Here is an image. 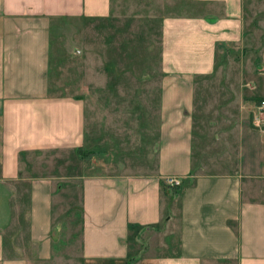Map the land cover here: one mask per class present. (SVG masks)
Wrapping results in <instances>:
<instances>
[{"label":"crops","instance_id":"crops-1","mask_svg":"<svg viewBox=\"0 0 264 264\" xmlns=\"http://www.w3.org/2000/svg\"><path fill=\"white\" fill-rule=\"evenodd\" d=\"M257 1L0 0V264H264V128L242 125L212 153L194 124L201 80L242 49ZM57 18L95 21L102 90L126 69L135 92L149 83L132 146L90 136L82 94L56 92ZM127 156L141 172H121ZM174 213L176 250L168 235L167 252L140 254L130 225Z\"/></svg>","mask_w":264,"mask_h":264},{"label":"rangeland","instance_id":"rangeland-1","mask_svg":"<svg viewBox=\"0 0 264 264\" xmlns=\"http://www.w3.org/2000/svg\"><path fill=\"white\" fill-rule=\"evenodd\" d=\"M257 3L261 12L249 20L247 32L243 35L242 49L229 52L224 61L217 65L214 73L200 82V108L196 109L194 124L196 130L203 135L202 147L209 148L212 153L223 149L224 142L235 139L242 125L257 127L252 120L253 106L257 101L251 93H260L264 89V9L261 8L264 2ZM94 23L95 21L84 19H55L51 43L54 73L51 78L55 81L56 92L82 94L86 130L90 136L100 134L105 141L117 140L126 149L136 143L138 138L133 108L139 109L140 106L147 105L154 107V99L147 97L149 92L143 90L149 87V83H135L138 92L127 87L131 85L127 81L130 74L126 68L127 64H131L127 63L128 60L124 64L126 70L120 75L123 80L118 82L117 88L112 91L102 90L103 85L101 81H97V75L103 69L101 61L104 57L103 49L101 51L100 44L98 46ZM151 38L154 36L151 35ZM143 40L149 41L150 37L145 34ZM77 48H82L83 52L79 54L75 50ZM138 64L141 66H134V69L142 72L143 59ZM253 85L255 89L251 91ZM66 154L58 151L53 155L61 157ZM44 158L47 160V156ZM132 159L134 158L129 156L125 158L121 172L142 171L139 164H131ZM74 193L78 206V189ZM168 200L171 207H176L175 196ZM62 202V205H66L63 198ZM175 213V218L166 221L161 217L156 225L129 228L130 235L135 232L137 238L134 245L140 254L167 252L163 242L169 240L168 235L172 238L169 250H176ZM61 260L62 258L59 259ZM69 263L74 264L73 257Z\"/></svg>","mask_w":264,"mask_h":264},{"label":"built area","instance_id":"built-area-1","mask_svg":"<svg viewBox=\"0 0 264 264\" xmlns=\"http://www.w3.org/2000/svg\"><path fill=\"white\" fill-rule=\"evenodd\" d=\"M253 123L259 127L264 128V97H261L253 106L252 110ZM167 185H177L180 183L181 177L178 175H165L163 177Z\"/></svg>","mask_w":264,"mask_h":264},{"label":"trees","instance_id":"trees-1","mask_svg":"<svg viewBox=\"0 0 264 264\" xmlns=\"http://www.w3.org/2000/svg\"><path fill=\"white\" fill-rule=\"evenodd\" d=\"M261 97H264V96L256 97V101H258ZM75 149H76V152H77L78 154H79V153H80V154H85V153L87 152V150L81 148L80 146H77ZM163 182H164V181L161 180V184H163ZM188 182H189V181H188L187 179L181 178L179 184H177V185H171V186L174 187L177 191H179L180 188H181L182 186L188 184ZM129 228L132 229V228H133V225H130ZM134 234H135V232H133L131 235H134Z\"/></svg>","mask_w":264,"mask_h":264}]
</instances>
